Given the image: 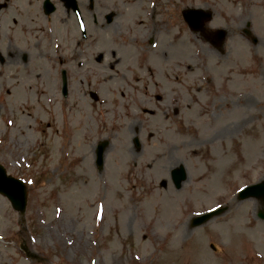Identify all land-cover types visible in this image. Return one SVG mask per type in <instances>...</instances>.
<instances>
[{
  "label": "rangeland",
  "instance_id": "obj_1",
  "mask_svg": "<svg viewBox=\"0 0 264 264\" xmlns=\"http://www.w3.org/2000/svg\"><path fill=\"white\" fill-rule=\"evenodd\" d=\"M79 1L87 40L66 9L42 14V0L0 11V162L28 191L22 216L0 195V264H264L262 203L237 198L264 174V0ZM185 6L214 10L222 50L188 29ZM173 96L176 113L164 107Z\"/></svg>",
  "mask_w": 264,
  "mask_h": 264
},
{
  "label": "water",
  "instance_id": "obj_2",
  "mask_svg": "<svg viewBox=\"0 0 264 264\" xmlns=\"http://www.w3.org/2000/svg\"><path fill=\"white\" fill-rule=\"evenodd\" d=\"M209 18V17H208ZM207 18V19H208ZM194 25V24H193ZM225 35V31H220L218 34L219 39H223ZM103 147L99 148L98 150V165H102L103 163ZM175 184H177L178 187H180L182 184V180H184L187 176V173L185 172V167L181 166L180 169L173 171ZM0 192L3 193L5 196H7L11 203H13V206L16 210L24 211L26 208V198H27V191L25 190V186L23 182L19 179H15L11 176H7L6 170L0 165ZM249 196H256L260 197L263 196L264 198V182L259 183L258 185L248 186V188L241 191V198H248ZM221 209H217L216 211L206 213V215H203L201 217H197L194 220L195 224H200L205 222L208 218H210L212 215L217 214ZM259 216L264 218V211H261L259 213Z\"/></svg>",
  "mask_w": 264,
  "mask_h": 264
},
{
  "label": "flooded vegetation",
  "instance_id": "obj_3",
  "mask_svg": "<svg viewBox=\"0 0 264 264\" xmlns=\"http://www.w3.org/2000/svg\"><path fill=\"white\" fill-rule=\"evenodd\" d=\"M67 11H68V10H67ZM97 11H98L99 15H102V14H103V11H101V10H97ZM68 12H70V11H68ZM70 13H71V12H70ZM97 21H98V16H97V20H96V22L94 21V22H95V24H97V23H98Z\"/></svg>",
  "mask_w": 264,
  "mask_h": 264
}]
</instances>
